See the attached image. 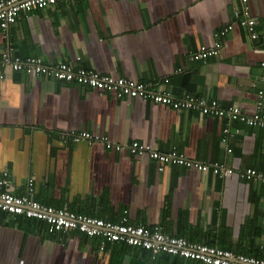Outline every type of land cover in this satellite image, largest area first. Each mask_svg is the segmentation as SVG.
Instances as JSON below:
<instances>
[{
    "label": "crops",
    "instance_id": "0c3cea01",
    "mask_svg": "<svg viewBox=\"0 0 264 264\" xmlns=\"http://www.w3.org/2000/svg\"><path fill=\"white\" fill-rule=\"evenodd\" d=\"M239 0H56L21 11L0 29V57L37 56L109 76L151 82L179 95L186 91L254 108L262 49L238 23ZM256 29L264 30V0H249ZM230 21L221 36L215 32ZM217 52L189 54L200 44ZM218 117L173 109L142 98L117 99L83 84L0 65V172L14 194L43 204L118 221L128 220L188 240L264 259V182L240 175L264 172V128L232 121L221 141ZM87 130L122 144L72 142ZM64 137V138H63ZM136 140L159 151L187 154L230 168L223 176L178 164L162 170L147 155H133ZM227 147L231 148L227 152ZM0 264H202L178 255L121 243L98 249V239L77 230L48 231L38 219L0 210Z\"/></svg>",
    "mask_w": 264,
    "mask_h": 264
},
{
    "label": "built area",
    "instance_id": "2783aa9c",
    "mask_svg": "<svg viewBox=\"0 0 264 264\" xmlns=\"http://www.w3.org/2000/svg\"><path fill=\"white\" fill-rule=\"evenodd\" d=\"M240 8L234 10L238 23L246 30L251 41H257L261 46L262 57L259 61V78L256 86L254 108L244 113L238 105L221 106L217 100L206 98L183 91L179 95L156 89L151 82L138 81L122 76H109L93 69L74 67L67 62L47 64L37 56H11L4 52L0 57V65L8 66L12 70H22L31 76H44L57 80L83 84L91 89L106 91L115 98H142L154 103L167 105L173 109L195 111L200 114H210L219 118L221 124V141L227 143L232 135L230 123L242 121L247 125L264 128V30L256 29V21L248 10L249 0H239ZM56 0H0V29L6 30L15 22L21 11L32 8H44L55 3ZM230 21L221 26L215 36L224 35L231 28ZM218 40L213 47L200 44L189 57L204 60L217 52ZM66 139L72 142L102 143L108 149H120L122 144L114 143L105 136L87 130L70 131ZM64 138V137H63ZM133 155H147L162 170L166 165L178 164L195 167L200 171H211L214 175L223 176L231 173L223 163L218 161L200 162L192 160L187 154L175 150L159 151L148 144L133 140L126 144ZM227 152L231 151L227 147ZM240 175L253 181L264 182V172L254 168L240 171ZM33 194V180L28 178L26 192L18 195L10 189L9 173L0 172V210L4 213L22 215L27 218L42 220L47 224L48 231L77 230L88 237L98 239V249L103 251L108 243H121L149 252L151 258L166 253L192 259L202 264H264V259L251 255L236 253L232 250L196 241L182 236L170 235L162 231L160 226L145 227L142 224H133L128 220L127 211L118 221L105 220L100 217L82 212H74L65 208L54 207L35 200Z\"/></svg>",
    "mask_w": 264,
    "mask_h": 264
}]
</instances>
